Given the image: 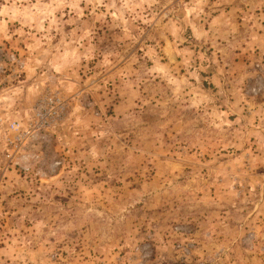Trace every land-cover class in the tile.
I'll list each match as a JSON object with an SVG mask.
<instances>
[{
  "label": "rangeland",
  "instance_id": "1",
  "mask_svg": "<svg viewBox=\"0 0 264 264\" xmlns=\"http://www.w3.org/2000/svg\"><path fill=\"white\" fill-rule=\"evenodd\" d=\"M0 264H264V0H0Z\"/></svg>",
  "mask_w": 264,
  "mask_h": 264
},
{
  "label": "built area",
  "instance_id": "2",
  "mask_svg": "<svg viewBox=\"0 0 264 264\" xmlns=\"http://www.w3.org/2000/svg\"><path fill=\"white\" fill-rule=\"evenodd\" d=\"M47 102L48 104H46ZM61 102L62 101H60V99L56 96L55 98L51 97L49 99L46 97L42 100H39L35 104L33 108L34 124H32L35 131L39 132L49 128L53 122L60 119L61 111H59V109L61 110ZM20 127L21 126L19 123L14 122L10 125L9 129L11 132H15V140L17 142L15 143L16 145L21 143L22 135L24 134L23 131L19 132ZM9 143L12 144L13 140H11Z\"/></svg>",
  "mask_w": 264,
  "mask_h": 264
}]
</instances>
